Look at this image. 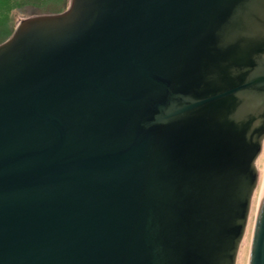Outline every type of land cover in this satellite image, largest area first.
Here are the masks:
<instances>
[{
  "label": "water",
  "instance_id": "95a60500",
  "mask_svg": "<svg viewBox=\"0 0 264 264\" xmlns=\"http://www.w3.org/2000/svg\"><path fill=\"white\" fill-rule=\"evenodd\" d=\"M0 264H264V0L25 16L0 44Z\"/></svg>",
  "mask_w": 264,
  "mask_h": 264
},
{
  "label": "trees",
  "instance_id": "16d2710c",
  "mask_svg": "<svg viewBox=\"0 0 264 264\" xmlns=\"http://www.w3.org/2000/svg\"><path fill=\"white\" fill-rule=\"evenodd\" d=\"M70 0H0V44L14 33L17 14L30 11L32 14H55L65 11Z\"/></svg>",
  "mask_w": 264,
  "mask_h": 264
},
{
  "label": "rangeland",
  "instance_id": "374dc122",
  "mask_svg": "<svg viewBox=\"0 0 264 264\" xmlns=\"http://www.w3.org/2000/svg\"><path fill=\"white\" fill-rule=\"evenodd\" d=\"M34 14H32L30 11H24L23 13H18L17 14V26L18 24L23 20L25 19V16L26 17H31L33 16ZM36 15V14H35ZM16 26V27H17ZM255 225L254 224L251 228V232H250V253H249V261H250V254H251V248H252V242H253V237H254V231H255Z\"/></svg>",
  "mask_w": 264,
  "mask_h": 264
}]
</instances>
